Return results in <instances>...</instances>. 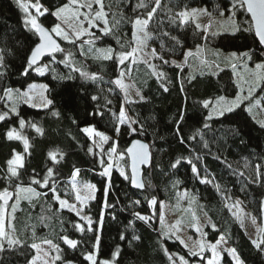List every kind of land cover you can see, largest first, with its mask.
Masks as SVG:
<instances>
[{
    "label": "trees",
    "instance_id": "obj_1",
    "mask_svg": "<svg viewBox=\"0 0 264 264\" xmlns=\"http://www.w3.org/2000/svg\"><path fill=\"white\" fill-rule=\"evenodd\" d=\"M39 2L53 10L56 5L65 3L66 0ZM136 3L137 0H105L106 5L112 6L110 12H119L124 16L117 32L126 46L124 50H129L127 45L132 40L133 27L130 19L136 15L132 12ZM233 3L234 0H162L164 11L149 25V31L154 33V38L148 42L145 51L155 48L165 59L182 63L183 70L171 64L162 65L160 60L148 57L157 66V70L166 74L164 83L167 84L168 91L165 92L160 82L150 74L148 64H130L131 72L126 76L133 80L144 100L127 97L135 101L128 103L125 93L108 80H114L124 66L118 65L115 60H96L95 53L81 56L77 46L60 38L58 39L62 47L74 53L77 67L82 66L88 72H97L103 79L94 82L81 77L78 72H73L71 67L60 63L62 53L56 54L54 62L50 57L43 60L49 66L43 76L35 71H30L28 76L21 75L26 57L37 41V36L30 30V25L26 26L25 11L18 0H0V50H3L6 65L0 69L4 73L0 76V106H3L5 100L2 99L3 89H24L33 81L44 82L48 86L47 96L53 101L46 108L21 102L17 106L19 116L10 114L9 118L0 122V176L3 175L2 170L6 168V161L11 158L13 149L21 153L24 151L22 141H9L6 138V132L15 128L30 143L29 153L25 154V167L21 169L25 186L29 184L33 170L39 178L47 168L53 167L61 197L73 199L70 179L74 169L80 170L77 176L79 180L91 181L96 187L95 199H91L85 206L87 216L93 220L94 231L84 234L73 227V222L83 221L67 209L57 211L59 205L52 199L51 193L32 203L28 199H22L15 214V223L26 244L24 247L0 253V264H28L34 255V250L28 247L33 242V226L36 243L51 239L63 249V260H72L75 264H88L82 253L91 250L97 234L95 230H98L101 238L98 260L112 259L113 251L119 246L120 255L116 264H169L163 248L170 253L185 256L189 264H199V258L190 256L189 248H185L176 238L175 230V235L171 232L164 235L160 231L158 204L162 201H173L178 197L177 193L183 190L196 196L206 215L216 225L215 230L206 225V239L215 242L223 235L226 243L237 249L245 264H264V252L251 244L252 239L231 211V206L238 198L250 217H256L258 221L262 219L264 128L249 114L245 103L223 116H214L212 120H206L208 109L202 105L204 100L231 97L237 92L232 68L212 62L219 58L221 63L227 64L226 56H218L217 52H250L253 54L251 63L264 60V54L261 53V47L252 32L208 30L205 40L204 26L197 28V24L191 19L183 25L179 21L171 23L168 18L170 13L167 11L171 8L174 13L201 6L216 17L229 19L232 16ZM221 11L224 12L223 16L219 15ZM235 11L232 19L237 24L248 18L244 10L237 8ZM158 20L163 23L158 24ZM38 21L47 28L56 23V19L50 14L38 17ZM161 30L177 36L183 47L174 45L168 37L160 36ZM161 41L164 43L163 49ZM198 45L201 46L199 51ZM107 46L120 50L116 38L111 35L97 40L95 44L96 48ZM84 47L87 52L88 45ZM188 50L193 55L184 62V53ZM93 96L97 99L93 100ZM121 106L130 120L138 121L133 127L139 129L143 125V134L139 130L130 133L127 124L119 123ZM53 112H58L59 115L55 116ZM97 112H102L103 115H94ZM20 118L26 121L22 129L19 125ZM205 123L209 124L208 128L204 127ZM32 124L41 128L42 134L37 133ZM88 125L94 126L110 139L101 145L99 137L89 138L82 131ZM117 127L120 128L119 135L115 130ZM177 127L184 137L183 144L176 135ZM192 136L195 139H190ZM135 137L145 140L151 153L150 167L143 172L142 190L132 188L130 181L119 174L120 168L128 174L125 149ZM93 140L96 141L95 144ZM113 143H116L117 153L124 152L125 156L120 160L117 155H113L111 187L105 196L109 178L100 175L102 167L99 160L103 155L104 160L108 161V149ZM205 143L207 147L204 146ZM89 148H92V152H89ZM50 152L57 153L59 163L53 164L48 155ZM177 158H182L181 164L173 169L171 164ZM189 159L196 164L199 176L192 173L191 165L187 163ZM257 165L261 172L259 180L256 178ZM204 177L211 183H201L200 179ZM216 185H219V190ZM5 186V182L0 180V189ZM37 190L47 191L41 188ZM153 197L157 201L156 205L150 204ZM105 199L111 207L104 206ZM101 212L102 225L99 223ZM134 213L149 217V223L137 219ZM41 216L46 218L43 222L40 220ZM170 226L172 224H167L164 231L167 232ZM121 234H124V240L120 239ZM62 235H68L82 243L76 250H71L63 244L60 239ZM133 235L140 239L132 240ZM205 256H208V252ZM57 262L62 264V261ZM222 263L232 264L226 254L223 255Z\"/></svg>",
    "mask_w": 264,
    "mask_h": 264
},
{
    "label": "snow or ice",
    "instance_id": "obj_2",
    "mask_svg": "<svg viewBox=\"0 0 264 264\" xmlns=\"http://www.w3.org/2000/svg\"><path fill=\"white\" fill-rule=\"evenodd\" d=\"M21 7L24 9L25 13H28V17L25 20V24L30 25V30L37 36V41L34 44V47L31 48L30 53L26 57L25 67L21 73L23 76H28L30 71H35L39 75L43 76L46 71L49 70L48 64L42 63V59L45 56L51 58L54 62L56 60V54L62 53L63 58L60 60V63L65 64V66L71 67L73 72H78L81 77L91 80L98 81L102 80L97 72H88L82 66L77 67L74 53L72 51H66L65 48L61 46L57 41V37L63 39L64 41L77 46L79 48V53L81 56H86L87 54L95 53L94 59L96 60H115L118 65L124 66L125 71L122 69L112 83L117 85L125 93L126 102L133 103L135 101L127 99L128 97V88L129 85H126L123 81V77L131 72L130 64H136L138 62H143L148 64V67L151 69V75L160 82L161 87L165 92L168 91L167 84L164 83L166 79V74L162 70H157V66L152 64L148 57L151 59H158L161 61L162 65L171 64L177 68L183 70L182 63H178L176 60L165 59L164 56L157 53L155 48H152L150 51L146 52L145 49L148 48V42L153 40L154 33L149 31V25L153 22L154 19H158V14L161 11H164L162 7V0H137V3L132 7V12L136 13L134 18L130 19L132 24V40L128 43L127 48L130 50H124L125 44L122 42V38L117 35L120 24L124 19L122 13L119 12H110L111 4L106 5L105 0H66L65 3L56 5L53 10L44 7L39 0H36L35 3L29 4L24 3L23 0H19ZM34 9L36 15H31L29 9ZM233 12L232 16L229 17V20L232 22V27L234 31L239 32H252L255 37L258 38V43L261 46V53L264 54V0H234L232 5ZM242 9L248 14V18L243 21L241 24H237L232 18L236 14V9ZM169 15V21L175 23L179 21L181 25L188 23L191 18H195L199 15H208L211 17V13L208 12L206 8L196 9L193 8L178 12H172L171 8L167 9ZM45 14H50L55 17L59 23H55L51 28L44 27L39 21L38 17L44 16ZM219 15L223 16L224 12H220ZM162 21L158 20V24H162ZM201 25L197 24V28H200ZM211 28V22L203 28V38L207 40L208 29ZM95 30V31H93ZM99 33V35H97ZM160 36L168 37L171 41L174 42V45L183 47L180 39L177 36L171 35L167 31H160ZM114 36L117 43L120 45V50L107 46L103 48H96L95 44L97 40H100L103 37ZM79 42V43H77ZM85 45H88L87 52L85 51ZM161 48H164V43L161 41ZM201 46H197V51H199ZM193 55L191 50H188L184 53V62L187 61L188 57ZM219 56V52H217ZM253 54L250 52H231L228 56L225 57V60L231 63L233 72L235 73L237 64L233 61H245L244 68L251 76L250 80H245L244 83L248 84V91L245 94L243 86L240 87V92L235 96L234 99L228 100L225 97L221 96L215 100L207 99L202 102L203 108L210 109V112L207 114L206 120H212L214 116H223L226 112H232L235 109L239 108L245 101H249V107L246 109L251 113L252 107H255L260 104L259 100L253 99V93L257 88L264 90V60L261 62L255 63L253 69H249L247 61H251ZM5 57L3 50H0V69L6 67L4 63ZM129 62V63H126ZM219 67V65H216ZM4 75L3 72H0V76ZM71 78V77H69ZM243 79V78H241ZM48 86L46 84H37L30 83L27 85L26 91H21L20 89H13L11 87L3 89L2 99L11 101V107L8 108V111L0 112V122L5 121L10 117L11 114L19 116L17 111V103L19 101H24L29 103L33 107L38 105L32 103L35 98V95L38 94L41 97L42 103L39 106L48 107L53 104L51 99H48L44 93L47 91ZM183 90V89H181ZM141 100H144V97L140 94L139 91L136 93ZM93 100H96L97 97L93 96ZM111 103V101H108ZM53 115L58 116V112H53ZM94 115H103L102 112L94 113ZM183 120V114H181V121ZM26 121L23 118H20L19 125L22 129L25 126ZM119 123L121 125L127 124L130 133H136L138 130L143 134L144 127L143 125L139 126V129L133 127L134 124H138L136 120H130L126 116L123 106H121L119 112ZM260 127L264 128V121H259ZM35 128L37 133L42 134V129L37 127L35 124L31 125ZM205 128L209 127L208 123L204 124ZM116 133L119 135L120 128L117 127ZM82 131L89 137H99V142L102 145L106 143L110 137L105 135L103 132L97 131L94 126H87L82 129ZM176 135L180 140V143H184V137L180 132L179 127H177ZM6 138L9 141L17 140L22 141L23 143V153L17 152L13 149V153L10 159L6 161V168L3 169V175L0 176V180H3L6 184L5 187L0 189V253L7 252L9 250H14L20 247H24L26 241L21 239L19 230L16 227V212L19 208L20 202L22 199H28L30 203L34 200L38 201L41 197H47L49 193L52 195V199L58 203L59 208L57 211H62L67 209L69 212L75 213L80 220L85 221V224L79 222H73V227L81 234L85 232L94 231L92 225L93 220L91 217L83 214V205L91 199H95L94 193L96 187L93 184H84L81 188L77 189V180L80 170L74 169L71 182L72 188L75 191V203H70L67 199L61 198L60 193L57 190V181L55 179L56 173L53 167L46 169V172L42 177H38V174H35L33 170V175L29 178V184L25 186L21 169L25 167V154L29 153L30 143L27 137H24L17 129L12 128L6 132ZM190 139H195V136L190 137ZM95 144L96 141L93 140ZM207 147V144L204 145ZM127 154L131 156L132 159V172L129 176L126 174L123 168L119 169V174L125 180H129L130 183L136 188H143L144 184L137 180L138 174V165L139 164H149L150 163V153L148 151V145L141 143L139 140H136L132 143L131 147L127 150ZM89 152H92V148H89ZM117 155L118 159L123 160L125 153H117L116 143H113L108 149V161H105L103 155H101L99 163L103 168V171L100 173L103 177H108V185L105 188V196H107L108 188L111 187V170L113 167L112 157ZM49 157L53 164L59 163L57 159L56 152H50ZM62 158V155H61ZM218 158V157H217ZM199 159V157H197ZM182 158H177L174 163L171 164L173 169L177 168L181 164ZM187 163L191 165V171L196 176H199L200 173L196 164H194L190 159L187 160ZM106 165V166H105ZM230 167V165H229ZM243 175V173H241ZM256 178L259 180L261 178L260 166H256ZM201 183L207 184L211 183L206 177L200 179ZM256 182V181H253ZM178 183V181H177ZM35 185L37 187H33ZM217 190H219V185H216ZM37 188L46 189L47 191H38ZM86 193V194H84ZM189 193L185 191L182 195L177 193V196L182 199L185 196H188ZM10 201H12L10 203ZM139 203V201H135ZM157 201L153 197L150 201L151 205H156ZM241 202L237 200L233 207L239 206ZM104 206L111 207L107 204L105 199ZM262 212H264V205H262ZM137 219L149 223V217L142 216L139 213H134ZM115 218V217H113ZM46 218L41 216L40 220L43 222ZM192 220L196 221L197 217L193 214ZM252 223L256 224L257 218L251 217ZM100 225L103 223V212H101ZM181 221H177L176 225L168 227L167 232L164 231V216L161 213L160 215V231L162 234L167 235L168 232H171L175 235V231H179V225ZM44 226H47L46 224ZM243 226V224H242ZM192 227L195 228V231L201 233L202 236H206L207 233L202 232L201 227L198 223H193ZM211 227L215 230L216 225L212 224ZM175 230V231H173ZM97 234L94 237V243L92 244L91 250L85 251L82 253L83 259L88 262V264H116L117 257L120 255V247L117 246L116 250L112 253L111 260H98L100 250V235ZM33 242L28 245L31 249L35 250V255L28 261V264H56L57 261H62V264H74L72 260H63V249L60 244L54 243L51 239H43L40 243L35 242V226L32 230ZM180 243L185 247L189 248V255L192 257L199 258V264H221L223 259V253H227L228 256L232 258L234 264H245L241 259L240 254L237 249L234 247H222V243L226 244L225 237L220 236L215 243L204 242L203 240L196 242L192 247H189L183 239H180L179 236L176 237ZM60 239L63 241V244L66 245L71 250H76L78 246L82 243L77 239H72L68 235H62ZM121 240L125 239L124 234L120 236ZM140 237L133 235L132 240H139ZM130 243V242H129ZM251 244L261 252H264V226L258 228L257 239H252ZM43 245H47V248H44ZM163 248V245H161ZM164 254L167 257L169 264H189V260L183 255L178 253H170L166 248H163ZM206 252H210V256H205Z\"/></svg>",
    "mask_w": 264,
    "mask_h": 264
},
{
    "label": "rangeland",
    "instance_id": "obj_3",
    "mask_svg": "<svg viewBox=\"0 0 264 264\" xmlns=\"http://www.w3.org/2000/svg\"><path fill=\"white\" fill-rule=\"evenodd\" d=\"M23 2L29 3V4L35 3V2L29 1V0H23ZM193 8L204 9L201 6H193V7L187 8V9L191 10ZM29 12L31 13V15H36L34 9L30 8ZM25 16L27 18L28 13H25ZM191 20L194 23L199 24V25L204 26V27L207 26L211 22V28H209L208 30L212 31V32H215V31L235 32L233 27H232V22L229 19H225L224 17L219 18V17H216L214 15H211V17H209L208 15H199L195 18H191ZM59 22L60 21L56 20V23H59ZM57 38H59V37H57ZM61 40H63V39H61ZM229 53H231V52H227V53L219 52L220 55H225V56H228ZM220 61L221 60L219 58L212 60L213 63L222 64V66L223 65L224 66L229 65L231 67V63L227 62V64H226L225 62L221 63ZM233 62H235L237 64L236 71H235V73L233 72L234 73V80H235V83L237 85V92L234 96L225 97L228 100L235 98V96L240 92L241 86H243L244 93L246 94L248 91V84L244 83V81L251 79V76L249 75V73L244 68L245 61L240 60V61H233ZM42 63L46 64L45 61H42ZM247 65H248L249 69H253L255 67V63H251L250 61H247ZM241 78H243V79H241ZM123 81L126 85L130 86L128 88V98H132L134 100H139L140 97L136 95L137 91H139V90L137 89L133 80L124 76ZM30 83L45 84L42 81H33ZM20 90L26 91L27 87L24 89H20ZM44 95L48 98L47 91L44 93ZM253 99L259 100L260 104L255 106V107H252L251 113H249V114L253 117V119L258 124H260L259 121H264V90H261V88H257L256 91L253 93ZM21 102L25 103L24 101L21 100L17 103L16 107ZM32 103L38 105L37 108H45V107L39 106V105H41L42 100L38 94L35 95V98L32 101ZM244 103H245L246 109H247L249 107V101H245ZM26 104L30 105L29 103H26ZM9 107H11V101H8L5 99L3 102V106H0V112L8 111ZM209 112H210V109H208V113ZM88 126H90V125H88ZM85 127H87V126H85ZM116 162L118 163L119 161L116 159ZM102 171H103V168H102ZM76 180H77V189L81 188L82 185H84V184H93L94 185V183L91 181L79 180L77 177H76ZM70 184L72 185L71 179H70ZM184 192H185V190L181 191L180 194L182 195ZM84 194H86V193H84ZM94 196H95V193H94ZM61 198L67 199L64 197H61ZM67 200L70 203L76 202L74 190H73V199H67ZM237 200H239L241 202V200L238 198L235 199V202ZM89 201L90 200H88L82 206L84 215H87L85 212V206L89 203ZM11 202L12 201H10V203ZM158 206H159V215H161V213L163 214L164 224L166 226H167V224L176 225V222L178 220L181 221V223L179 225V231H176V235L179 236L180 239H183L186 243H188L189 247H192L196 242L201 241V240H203L206 243L207 242H211V243L216 242V241L215 242L209 241L208 239H206V236H202L201 233L196 232L195 228L192 227L193 223H198L202 229V232L206 233V230H205L206 225H209L211 227V225L213 224L211 219L206 215L205 211L203 210L201 202L196 198V196L188 195L186 197V199H185V197H183L182 199L177 197L173 201H162L161 203L158 204ZM231 211H232V213H234L236 218L239 220L241 226L243 224L242 227L245 230L246 234L251 239H255L257 237V234H258V228L260 226L264 225V212H263V216H262L261 221L257 220L256 224H253L251 217H250V214L244 208V206L242 205V202L239 204V206H236V207L231 206ZM193 214L197 217L196 221L192 220ZM83 222H85V221H83ZM83 222H79V223L83 224ZM37 243H40V242H37ZM43 247L47 248V245H43ZM222 247H230V246L227 243L226 244L222 243ZM224 254H226L228 256V254L226 252L223 253V255ZM34 255H35V250H34ZM210 255H211V253L208 252V256H210ZM228 257L231 260L232 264H234V262L232 261V258L230 256H228ZM56 264H59V263L56 262ZM221 264H223L222 260H221Z\"/></svg>",
    "mask_w": 264,
    "mask_h": 264
},
{
    "label": "water",
    "instance_id": "obj_4",
    "mask_svg": "<svg viewBox=\"0 0 264 264\" xmlns=\"http://www.w3.org/2000/svg\"><path fill=\"white\" fill-rule=\"evenodd\" d=\"M247 14V13H246ZM248 15V14H247ZM43 25V24H42ZM44 26V25H43ZM44 27H46V26H44ZM47 28V27H46ZM253 35H254V33H253ZM254 37H255V35H254ZM38 39V38H37ZM57 39V41H58V43H60L61 44V42L59 41V39L58 38H56ZM255 39L257 40V42H258V38H256L255 37ZM259 44V43H258ZM61 46H62V44H61ZM260 46V45H259ZM34 47V46H33ZM261 47V46H260ZM48 56H45L43 59H42V61L45 59V58H47ZM136 140H139L141 143H144V144H146V145H148V151H149V153H150V149H149V144L145 141V140H143L142 138H139V137H135V138H133L130 142H129V144L127 145V147H126V149H125V152H126V157H127V170H128V174H129V176L131 175V172H132V159H131V156L130 155H128L127 154V149L129 148V147H131V145H132V143L134 142V141H136ZM150 164H151V153H150V163L149 164H139L138 165V174H137V180L138 181H140V182H142L143 184H144V181H143V172H144V170L145 169H148L149 167H150ZM130 185H131V187L132 188H134L135 190H142L141 188H136V187H134L131 183H130Z\"/></svg>",
    "mask_w": 264,
    "mask_h": 264
},
{
    "label": "bare ground",
    "instance_id": "obj_5",
    "mask_svg": "<svg viewBox=\"0 0 264 264\" xmlns=\"http://www.w3.org/2000/svg\"><path fill=\"white\" fill-rule=\"evenodd\" d=\"M204 59H206V58H204ZM126 76V75H125ZM127 78H128V76H126ZM111 83H112V81H114V80H112V79H108ZM118 90L120 89L117 85H115L114 83H112Z\"/></svg>",
    "mask_w": 264,
    "mask_h": 264
}]
</instances>
